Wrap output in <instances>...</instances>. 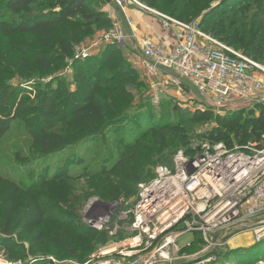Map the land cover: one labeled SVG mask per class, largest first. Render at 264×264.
<instances>
[{"label":"trees","instance_id":"trees-1","mask_svg":"<svg viewBox=\"0 0 264 264\" xmlns=\"http://www.w3.org/2000/svg\"><path fill=\"white\" fill-rule=\"evenodd\" d=\"M39 1L3 0L5 12L0 16V35L35 37L37 47H25L12 60L13 49L6 46L4 52H0V63L4 64L7 57L18 74L23 75L26 68L47 72L63 58H68L73 63L74 72L68 83L56 81L55 86L45 83L35 93L34 102L27 101L26 89L20 83L0 80V140L14 120H21L32 147L44 155H56L104 137L111 128L120 130L123 127L122 122L126 120L136 119L138 122V118L131 115V112L128 113L132 102L130 91L123 85L112 84L119 72L113 71V76L111 73L105 77L108 85L100 84V71L110 65V52L114 51V46H107L101 57L90 56L82 59L73 53V46L83 35L80 27L87 30L93 25L111 23L105 11L95 9L92 3L94 0H48L51 2L50 10L36 11L35 5ZM227 1L223 0L222 4ZM231 1L233 2H229ZM203 2L197 0L193 3V8L201 5L202 11L206 9L203 19H200L201 28L248 56L247 53L253 46L250 41L243 43V50L237 49L232 44L234 34L223 37L216 27H205L206 18L217 10L219 4L210 9L211 1ZM6 13L19 15L20 19L10 22L5 19ZM168 14L185 22L192 21L184 20L180 14L174 15V8ZM77 20L84 22V27ZM252 52L253 57H248L260 62L264 56V46L258 45ZM255 108L257 112L251 111L245 115L237 112L219 115L208 108L196 109L189 119L193 124L211 125L201 135L199 142L222 141L229 147L242 146L247 142L259 141L264 135V105L257 104ZM174 111L177 114L175 123L167 121L148 125L138 136L123 142L113 164L102 167L100 171H84L78 176L72 175L69 167L83 163L80 154L72 153L59 163V167L50 176H40L34 186L26 189L17 181L0 176V236L6 238L5 246L10 252V259H22L20 246L13 243V234L28 235L30 252L41 245H47L57 255L64 254L69 258L77 257V246L80 243L87 245L94 240L106 242L108 236L105 231H96L73 222L74 183L79 179L84 180L88 190L87 197L95 195L105 202L128 198L136 193L138 183L147 180L149 168L167 150L171 135H176L178 144L186 153H195L193 148L198 144L187 140L183 127L187 120L186 115L176 107ZM148 122H151L150 119H147ZM171 163L172 157L166 166H171ZM59 207L65 208V216L71 218V221L62 220L63 214L57 215L56 212L60 211H53ZM44 225H50L47 233L42 229ZM262 240L254 242V245Z\"/></svg>","mask_w":264,"mask_h":264},{"label":"built area","instance_id":"built-area-1","mask_svg":"<svg viewBox=\"0 0 264 264\" xmlns=\"http://www.w3.org/2000/svg\"><path fill=\"white\" fill-rule=\"evenodd\" d=\"M109 1L124 19L126 9L135 6L174 33L171 47L147 37L137 40L133 31L126 35L118 27L102 35L107 44H121L127 36L138 42L139 65L152 79L153 103L175 91L203 95L215 109L241 101L264 105V65L205 32L199 19L185 22L140 0ZM194 149L192 155L179 149L171 166H156L150 180L137 184L128 208H120L122 202L94 205L104 207L86 218L88 226L114 239L92 256L94 264H172L171 252L185 234L207 241L223 227L264 216V135L232 147L201 140Z\"/></svg>","mask_w":264,"mask_h":264},{"label":"rangeland","instance_id":"rangeland-1","mask_svg":"<svg viewBox=\"0 0 264 264\" xmlns=\"http://www.w3.org/2000/svg\"><path fill=\"white\" fill-rule=\"evenodd\" d=\"M140 1L146 6L165 14L170 13L174 8V15L178 16L180 14L184 20L189 21L203 19L206 11V9L202 11L201 5L193 8V3L197 0ZM201 1L207 3L208 0ZM209 1H211L210 9L218 4L219 6L216 7L217 10L208 15L205 27L210 29L216 27L223 37L234 34L235 38L232 44L237 49L243 50V43L250 41L253 46L247 54L253 57L252 51L255 47L258 45L264 46V0H233V2L228 0L229 3L226 2L225 4H222L223 0ZM92 3L95 9L105 11L111 23L109 25H93L87 30L80 27L83 35L80 41L73 46V53L78 54L82 59L83 55L86 54L87 57H101L107 46H114V51L110 50V65L100 71V84L103 86L108 85L105 82V77L113 71L114 73L119 72L112 84L123 85L130 91L132 102L129 105L128 113L131 112V115L138 118V122L136 119L133 121L126 120L122 122L123 127L120 130L111 128L104 137L89 141L79 148L75 147L56 155H44L32 147L31 139L24 128L23 121L14 120L10 129L0 140V176L17 181L23 189L34 186L42 175L50 176L54 169L59 167V163L72 153L80 154L83 157L82 164L69 167V172L72 175L78 176L84 171L92 173L100 171L102 167L111 166L118 156V148L121 144L133 139L134 136H138L148 125L159 122L166 123L167 121L175 123L177 121L175 107L186 115L187 120L183 127L186 130L187 140L195 143V145L198 144L201 135L211 126L210 124L202 126L191 123L189 118L196 109L208 108L219 115H225L229 112L243 113L244 115L251 111L257 112L255 108L257 103L254 101H241L224 109H215L209 105V100H206L207 97L203 95L193 97L189 93L180 95L175 91H172L166 97H162L158 104L153 103L150 98L152 79L139 65L138 42L130 36H127L121 44H107L102 40V35L113 27L121 28L126 35L131 32L129 28L122 26L125 21L124 17L109 0H94ZM198 3L200 2L198 1ZM135 8L144 15L153 16L143 9ZM197 8L200 10H197ZM50 9L51 2L48 0H40L35 5L36 11L46 12ZM4 12L3 0H0V16ZM5 19L10 22L18 21L20 16L6 13ZM77 21L84 27V22ZM160 25L163 28L162 24ZM36 39L27 35L13 37H2L0 35V52H4L6 46L13 49L14 57H12V60H15L25 47L36 48ZM3 63H0V80L23 85V88L26 89L25 97L28 102L35 101V93L39 92L45 83L49 82L52 86L56 85V81L68 83L71 81L74 72L73 63L68 58H63L61 62L54 64L47 72H38L34 68H26L23 75L18 74L7 57ZM259 63L264 65V56ZM147 119H150L151 122L147 123ZM166 149L164 154L159 155L155 164L149 168L147 180L145 181L152 178L156 166L169 164L173 154L177 150L183 149L178 144L176 135L169 137ZM73 190L75 193L73 199L75 218L73 222L89 228L92 227L88 226L89 219L86 218L93 217L94 210H96V214H99V209L103 210L102 207L105 205H115L117 202H122L120 208L126 209L132 204L133 197H135L134 194L131 197L118 198L110 202H105L95 195L87 197L88 190L83 179H79L74 183ZM75 197L79 198L75 199ZM98 203H102L104 206H94ZM63 209L65 208L59 207L53 211H60L56 213L57 215L59 213L63 214L61 216L62 220L71 221V218L65 216ZM42 229L47 233L50 230V225H44ZM258 230H260L259 235L263 234L261 238L263 240L261 243L254 245ZM123 237L125 235L120 236V238ZM12 240L14 245L20 246L22 259H10V252L5 246L6 238L0 236V264H94L97 259L92 256L100 249L111 244L114 239H110L108 236L106 242L94 240L87 245L80 243L77 246L78 254L76 258H69L64 254L57 255L56 251L47 245H41L30 252L28 250V235L25 233L13 234ZM169 262L172 264H264V216L250 218L243 222L241 226L223 227L210 236L207 241L200 235L192 237L190 234H185L179 239V244L171 252Z\"/></svg>","mask_w":264,"mask_h":264},{"label":"crops","instance_id":"crops-1","mask_svg":"<svg viewBox=\"0 0 264 264\" xmlns=\"http://www.w3.org/2000/svg\"><path fill=\"white\" fill-rule=\"evenodd\" d=\"M119 15V14H118ZM126 18L130 20L129 25L122 23L124 28H128L134 32L135 37L139 40L141 37H147L157 42H161L167 47L173 46L175 36L173 31L166 30L161 27L160 21L155 16L144 15L135 7L126 9ZM125 18V19H126ZM192 237L198 234H190Z\"/></svg>","mask_w":264,"mask_h":264},{"label":"water","instance_id":"water-1","mask_svg":"<svg viewBox=\"0 0 264 264\" xmlns=\"http://www.w3.org/2000/svg\"><path fill=\"white\" fill-rule=\"evenodd\" d=\"M262 236H263V234H260L259 237L256 236V238L254 239V242L258 241V239L260 241V239L262 238Z\"/></svg>","mask_w":264,"mask_h":264}]
</instances>
